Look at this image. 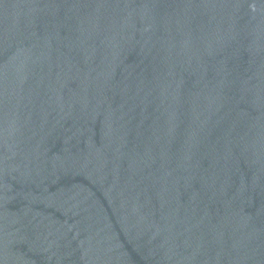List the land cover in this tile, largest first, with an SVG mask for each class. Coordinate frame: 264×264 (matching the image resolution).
Returning a JSON list of instances; mask_svg holds the SVG:
<instances>
[{
	"label": "water",
	"instance_id": "water-1",
	"mask_svg": "<svg viewBox=\"0 0 264 264\" xmlns=\"http://www.w3.org/2000/svg\"><path fill=\"white\" fill-rule=\"evenodd\" d=\"M0 264H264V0H0Z\"/></svg>",
	"mask_w": 264,
	"mask_h": 264
}]
</instances>
